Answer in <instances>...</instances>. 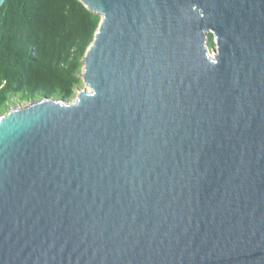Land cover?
Returning <instances> with one entry per match:
<instances>
[{
  "label": "water",
  "instance_id": "1",
  "mask_svg": "<svg viewBox=\"0 0 264 264\" xmlns=\"http://www.w3.org/2000/svg\"><path fill=\"white\" fill-rule=\"evenodd\" d=\"M81 2L89 90L0 115V264H264V0Z\"/></svg>",
  "mask_w": 264,
  "mask_h": 264
},
{
  "label": "trees",
  "instance_id": "2",
  "mask_svg": "<svg viewBox=\"0 0 264 264\" xmlns=\"http://www.w3.org/2000/svg\"><path fill=\"white\" fill-rule=\"evenodd\" d=\"M100 15L81 0H5L0 7V114L50 97L70 102ZM209 44L214 45L213 36Z\"/></svg>",
  "mask_w": 264,
  "mask_h": 264
},
{
  "label": "rangeland",
  "instance_id": "3",
  "mask_svg": "<svg viewBox=\"0 0 264 264\" xmlns=\"http://www.w3.org/2000/svg\"><path fill=\"white\" fill-rule=\"evenodd\" d=\"M209 47H210V49L213 47V45H210L209 44ZM86 86H85V84H84V82H83V85L78 89V90H76V92H75V94H74V96L72 97V99H71V101L70 102H72V101H74L76 98H77V94L79 93V91L82 89V88H85ZM87 88V87H86ZM88 90H89V88H87ZM29 102H17L16 104H11L10 105V107L6 110V111H4L3 113H1L0 115H2V114H4V113H6V112H8V111H10V110H12V109H15V108H20V107H22V106H25V105H27Z\"/></svg>",
  "mask_w": 264,
  "mask_h": 264
}]
</instances>
